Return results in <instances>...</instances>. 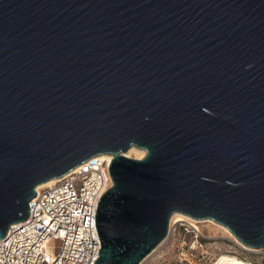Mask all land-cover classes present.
<instances>
[{
  "label": "water",
  "instance_id": "obj_1",
  "mask_svg": "<svg viewBox=\"0 0 264 264\" xmlns=\"http://www.w3.org/2000/svg\"><path fill=\"white\" fill-rule=\"evenodd\" d=\"M99 153L93 264H139L173 212L264 247V0H0V238Z\"/></svg>",
  "mask_w": 264,
  "mask_h": 264
},
{
  "label": "built area",
  "instance_id": "obj_2",
  "mask_svg": "<svg viewBox=\"0 0 264 264\" xmlns=\"http://www.w3.org/2000/svg\"><path fill=\"white\" fill-rule=\"evenodd\" d=\"M106 156L107 153L89 156L52 183L34 188L27 217L10 224L0 238V264H93L100 248L94 225L95 209L111 185L110 160ZM186 226L198 246L201 242L197 239L211 238ZM50 239L59 240L53 257L43 253L44 244ZM228 240L234 246L228 254L239 258L241 264H264V247L251 248ZM204 256L198 252L197 259ZM216 257L203 263L212 264Z\"/></svg>",
  "mask_w": 264,
  "mask_h": 264
},
{
  "label": "rangeland",
  "instance_id": "obj_3",
  "mask_svg": "<svg viewBox=\"0 0 264 264\" xmlns=\"http://www.w3.org/2000/svg\"><path fill=\"white\" fill-rule=\"evenodd\" d=\"M197 225L203 235L211 237L205 241L197 239L201 242V246H198L193 233L184 222L170 223L169 221L167 235L139 264H204L203 261L209 262L220 253L228 254L230 250H234V246L228 240L230 237L221 228L208 222H201ZM58 248L59 240L50 239L45 242L43 253L48 257H53ZM198 252H202L205 258L198 260Z\"/></svg>",
  "mask_w": 264,
  "mask_h": 264
},
{
  "label": "bare ground",
  "instance_id": "obj_4",
  "mask_svg": "<svg viewBox=\"0 0 264 264\" xmlns=\"http://www.w3.org/2000/svg\"><path fill=\"white\" fill-rule=\"evenodd\" d=\"M144 154L142 149L136 148L134 146H131L130 148H128V150L125 152V155L127 156H133L136 158H140L142 157ZM107 159L110 160V155L107 154ZM55 179L57 178H51L43 183H40L38 185L35 186V189H38L42 186L48 185L50 183H52L53 181H55ZM170 223H176V222H184L187 225H190L191 227L197 229L199 231V227H198V223L201 222H208L210 224L216 225L217 227L221 228L224 232H226V235L228 237H230V239L240 243L234 236H232V234H230V232L222 225L210 220V219H193L187 215H184L182 213L179 212H173L172 215L170 216L169 219ZM241 244V243H240ZM212 264H241V260L239 258H236L234 255L232 254H227V253H220L218 254V256L216 257V259L214 260V262Z\"/></svg>",
  "mask_w": 264,
  "mask_h": 264
}]
</instances>
